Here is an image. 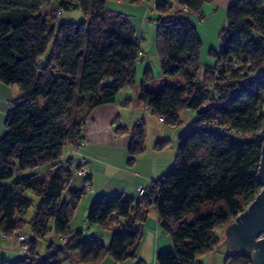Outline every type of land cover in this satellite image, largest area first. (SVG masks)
<instances>
[{
  "label": "trees",
  "instance_id": "1",
  "mask_svg": "<svg viewBox=\"0 0 264 264\" xmlns=\"http://www.w3.org/2000/svg\"><path fill=\"white\" fill-rule=\"evenodd\" d=\"M43 1L0 0V81L22 92L10 102L0 140V233L20 241L26 237L23 249L29 245L25 258L15 264L138 260L151 208L157 209L160 226L173 244L171 251L157 255L156 264H203L222 243L220 232L262 189L264 0H235L227 9L221 48L213 54L217 62L202 75V40L188 15L203 18L204 6L216 0L155 4L161 73L185 77L153 90L148 69L138 98L162 125L180 126V113L186 110L195 120L178 137L174 166L143 186L145 195L101 197L92 203L87 217L91 225L124 220L121 230L114 229L109 247L99 240L88 242L82 231L72 229L86 190L71 191L69 201L63 200L73 172L62 161L67 158L71 165L69 156L84 146L92 111L116 103L122 91L135 87L142 38L126 14L107 8L108 0H65L60 10H80L88 18L62 24L59 11L42 10ZM123 1L138 5L145 0ZM48 51L47 63L41 65ZM144 125L131 129L130 164L147 149ZM170 144L158 141L155 149ZM71 146L77 151L67 155ZM5 180H11L10 186L1 184ZM28 191L39 199L30 221L25 219L31 207ZM27 225L32 237L23 235ZM40 240L48 242L44 254L38 251ZM224 264H253V259L250 253L233 252Z\"/></svg>",
  "mask_w": 264,
  "mask_h": 264
},
{
  "label": "crops",
  "instance_id": "2",
  "mask_svg": "<svg viewBox=\"0 0 264 264\" xmlns=\"http://www.w3.org/2000/svg\"><path fill=\"white\" fill-rule=\"evenodd\" d=\"M117 1L122 6L129 4L123 0ZM158 1L160 0L146 5L147 9L142 7V14L150 13ZM234 1L216 0L212 4H206L203 8V15L206 13L215 14L219 9L227 11ZM144 3L145 1L139 5H144ZM128 6L132 8L130 7L132 5L129 4ZM176 8L177 6H175V10ZM146 27L152 31L154 30L152 25H148L146 21L142 20V40L145 39L146 34L144 31ZM136 31L138 32V28H136ZM128 90L126 88L121 92L116 103L99 106L94 109L86 122L85 145L76 154L80 158V166L83 159L86 161L87 176H81L83 177L82 190L85 189L87 177L90 178L89 183L92 186V190L89 193H85V215L92 203L101 197L111 198L116 195H122L138 199L139 187L150 186L153 180L166 174L175 164V157L168 155V147L162 151L155 149L157 142L162 140L173 141L171 140L172 138L177 139L195 120V115L187 110L180 113L181 125L178 127L171 126L172 129L162 127L164 125L160 124L157 119L152 124V127L157 131V135L151 143L150 151L146 149L144 153L137 156L133 164H130L128 148L132 140L131 129L136 125L146 124L150 117H155L135 93L133 96H129ZM18 97H20V94L14 87L11 89V86H7L0 81V140L6 133L5 121L10 111V102ZM120 128L122 130L118 131ZM67 155L70 154L67 153ZM123 223V219L113 218L107 225L102 227L107 231H114L116 227L121 230ZM72 229L80 230V228L77 229L75 227H72ZM23 235L32 237V232L30 230L29 234L23 233ZM220 235L222 243L215 252L203 260V264H224L227 256L233 253L230 245L226 248L224 247L225 245L222 246L224 242L227 243L225 241V230L220 232ZM108 236L109 234L105 233L102 239L105 243H109L111 240L110 236ZM52 237L54 238V236ZM40 241H45V245H39ZM40 241L38 242V251L44 254L48 242L47 240ZM172 248L173 244L170 236L160 226L157 209L151 208L144 222V238L137 252L138 260L131 261L132 263L128 264H138L139 261L145 264H156L157 255L165 251H171ZM26 255L20 240L17 238H4L0 233V264H15L25 258ZM112 261H110V264H116ZM66 264L71 263L67 262Z\"/></svg>",
  "mask_w": 264,
  "mask_h": 264
},
{
  "label": "rangeland",
  "instance_id": "3",
  "mask_svg": "<svg viewBox=\"0 0 264 264\" xmlns=\"http://www.w3.org/2000/svg\"><path fill=\"white\" fill-rule=\"evenodd\" d=\"M64 1L65 0H44L42 3V7H43L42 10H44L45 12L59 11V24L70 23V22H81V21H84L86 18H88L80 10H70V11L60 10L61 5ZM154 1H157V0H145L144 5L130 4L132 5L130 6L132 8H129L128 6L129 4H124V6L120 5L117 0H108V3H107L108 9L114 12L124 13L128 16L132 24L136 28H138L137 33L140 37L142 34V28H141L142 20L146 21L148 25H152L155 30V31L154 30L152 31L151 29H148V27L145 28V31H144L146 34L145 39L142 40V43H141L143 54L140 58V61L137 64V70H136V85L135 87H128L129 89L128 91L130 93L129 96H133L134 93L136 94V96H139V87L144 80L145 71L148 69L152 71V74L154 77L149 85V87L152 88L153 90L159 89L161 86H164L165 84H169V83L174 84V83L183 81L185 77L183 74L175 76V77H170V76H164L161 73L159 59H158L156 49H155L156 48L155 43H156L157 23L154 22L153 20L156 14L154 11H150V13H146L144 15L142 14V7H146L147 9L146 5H149L153 3ZM226 14H227V11L219 9L215 14L214 13L204 14L203 18H201L200 16H196V15H188V17H190L192 22L196 24L200 38L202 40V47L200 49V65H201L200 73L201 75L207 67H213L215 66L217 62V58L213 54L218 53L221 48L220 35L223 29H225V27L227 26V15ZM49 56H50V51L46 53L44 57L45 59L43 62H41V65H45L47 63V59L49 58ZM13 87L19 92L21 96L22 92L20 88L18 86H11V89H13ZM155 121H157L156 117L155 118L150 117L149 121H147V123L144 125L147 131L146 132L147 133L146 135L147 136V141H146L147 151H150L152 147L151 143L153 142L155 136L157 135L156 129L152 127V124L155 123ZM162 127H169L170 129H172L171 126L169 125H164ZM171 131H174V130H171ZM171 140L173 141H171V144L167 149L168 155L171 157H175L174 151L176 153L178 150V138L177 139L172 138ZM206 150H207V147L202 148L199 153L204 155ZM75 151H77V148L71 146L69 150H67V153L73 154ZM71 158L74 161L72 165L68 164L67 158L63 159L62 161V164L66 167H69V169L74 173L71 183L69 184L67 190L64 192V196H63V200H68V201H69L71 191H81L83 189L82 180H83V177L87 176L86 175V176L81 177V175L80 176L78 175V166L80 163V158L76 154H73ZM1 184L8 187L11 184V180L2 181ZM85 190H86L85 193H89L92 189L87 190L85 186ZM85 193L80 200V203L74 214V217L72 218L71 226L77 229L80 228V231L83 232L84 238L88 242L99 240L102 243H104L107 247H109L112 241L113 232L115 230L107 231L105 228H103L100 225L94 226L88 223L87 217H88L89 211H87L86 215L84 211L85 204H86V199H85L86 194ZM26 195L31 201V207L28 209L25 219L27 221H30L34 218L35 213L38 209L39 199L30 191H28ZM116 229H120V228L116 227ZM30 230H31V227L27 225L26 228L24 229V233L29 234ZM105 233L109 234L111 238L109 243H105L102 240L105 236ZM39 245L44 246L45 241L43 242L40 241ZM222 246L226 248V247H229V244L224 242ZM110 261H112L111 258H108L103 264H110ZM131 261H134V260L131 259L125 262L124 264L132 263Z\"/></svg>",
  "mask_w": 264,
  "mask_h": 264
},
{
  "label": "water",
  "instance_id": "4",
  "mask_svg": "<svg viewBox=\"0 0 264 264\" xmlns=\"http://www.w3.org/2000/svg\"><path fill=\"white\" fill-rule=\"evenodd\" d=\"M260 135L263 140L259 165L262 189L249 207L225 230V241L233 252L250 253L253 264H264V126Z\"/></svg>",
  "mask_w": 264,
  "mask_h": 264
},
{
  "label": "built area",
  "instance_id": "5",
  "mask_svg": "<svg viewBox=\"0 0 264 264\" xmlns=\"http://www.w3.org/2000/svg\"><path fill=\"white\" fill-rule=\"evenodd\" d=\"M185 10L187 11V8ZM161 121H163V119H161ZM82 145H85V142L82 143ZM85 163H86V161H85V159H83L82 166L78 170V172H79V174L81 176H86L87 175L86 174V164ZM86 188H87V190H91L92 189V186H91V184L89 182L86 184ZM138 192H139L140 195L143 196V195H145L147 193V189L145 187H140L138 189ZM20 239H21V241H24V242L27 241V238L26 237H23V236L20 237ZM24 249H25V252L27 253L29 251V245L28 246H24Z\"/></svg>",
  "mask_w": 264,
  "mask_h": 264
},
{
  "label": "bare ground",
  "instance_id": "6",
  "mask_svg": "<svg viewBox=\"0 0 264 264\" xmlns=\"http://www.w3.org/2000/svg\"><path fill=\"white\" fill-rule=\"evenodd\" d=\"M78 175L80 176L79 172H78ZM73 176H74V173L72 174V178H73ZM141 187H143V186H141Z\"/></svg>",
  "mask_w": 264,
  "mask_h": 264
}]
</instances>
